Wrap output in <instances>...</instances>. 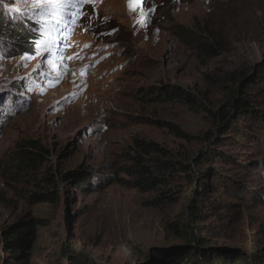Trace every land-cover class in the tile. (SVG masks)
Instances as JSON below:
<instances>
[{"label":"rangeland","instance_id":"obj_1","mask_svg":"<svg viewBox=\"0 0 264 264\" xmlns=\"http://www.w3.org/2000/svg\"><path fill=\"white\" fill-rule=\"evenodd\" d=\"M42 6L0 4V264H141L151 247L186 245L168 226L184 220L209 245L244 251L241 264H264V0H133L131 11L94 0L50 58L13 35L28 24V43L40 40ZM239 89L255 111L219 131L216 113ZM136 139L186 169L168 187H137ZM30 142L46 149L37 165ZM167 188L176 201L156 206ZM32 216L42 223L23 255L9 230ZM172 252L147 264H174Z\"/></svg>","mask_w":264,"mask_h":264},{"label":"trees","instance_id":"obj_2","mask_svg":"<svg viewBox=\"0 0 264 264\" xmlns=\"http://www.w3.org/2000/svg\"><path fill=\"white\" fill-rule=\"evenodd\" d=\"M18 40L16 43L18 46L27 51L28 47L31 46L30 40H36L37 35L32 34V26L20 25L17 27L16 32L13 34ZM216 43L206 44L200 43V49L207 54L215 53ZM232 80L238 81L242 79L235 74L231 75ZM237 78V79H236ZM239 79V80H240ZM244 84V82H243ZM178 90V97L181 101L187 102L191 107L196 106L197 102L194 97L188 93H184V90L180 87H176ZM237 90L235 94L230 98L228 103L223 104L219 107L217 115L218 129L219 131H224L226 127L234 122H237L242 116L248 114L251 111H255L250 103L247 101L243 92ZM210 111V110H209ZM172 129L183 137L188 138L189 135L185 134L178 126L171 125ZM206 141H211L212 137L206 133ZM136 146L139 148V154L133 157V164L131 165L132 174L136 175L134 179L135 185L143 190H158L160 186L168 187L169 177L175 176L178 170L186 169L185 164L178 166L177 160H171L166 158H158L156 160L150 159V155L157 153L158 155L163 154L167 156L164 149L160 147L158 143L144 140L136 139ZM34 144V142H30ZM38 151L31 152L33 155H26L25 159L32 161V164L37 165L41 163L42 151L46 149L43 146H37L36 143L33 145ZM71 175L72 177H77V173L69 172L65 176ZM157 197L154 199L153 203L156 206H167L176 201L175 191L173 188H167L163 191H158ZM39 202H47L55 199L54 195H49V193H39L37 194ZM42 223L40 218L32 216L27 220H20L12 225L9 230L10 237L7 239L8 246L14 251H21L25 255V251L30 247L32 242L36 239L38 226ZM192 223L190 221H176L168 224L169 228L174 231V233L185 239L186 245L182 246L181 249L170 253V255L175 256L173 262L174 264H203L202 259L207 260L211 264H241L242 261L248 259L244 254V251H229V250H219L213 245H209L205 238H199L191 228ZM169 254V253H165ZM164 255V254H163ZM170 255H167L168 257ZM219 255L221 260L217 262L215 256ZM257 258H254L256 260ZM254 264V262L252 263Z\"/></svg>","mask_w":264,"mask_h":264},{"label":"snow or ice","instance_id":"obj_3","mask_svg":"<svg viewBox=\"0 0 264 264\" xmlns=\"http://www.w3.org/2000/svg\"><path fill=\"white\" fill-rule=\"evenodd\" d=\"M33 2L44 6L34 9V15L37 18V23L40 25L41 39L33 41L31 48L36 53H40L43 48L50 58L53 49L57 53L59 52L60 45L58 38L65 31L72 30L70 26L76 25L83 15L81 11L82 6L86 3H93L94 0H33ZM132 2L133 0H129L130 11L132 10ZM138 2L146 3L147 0H138ZM0 4H3V0H0ZM16 11H19V9H16ZM151 11L154 12L155 8ZM57 60H60L59 54L57 55ZM56 79L58 80L59 77Z\"/></svg>","mask_w":264,"mask_h":264},{"label":"water","instance_id":"obj_4","mask_svg":"<svg viewBox=\"0 0 264 264\" xmlns=\"http://www.w3.org/2000/svg\"><path fill=\"white\" fill-rule=\"evenodd\" d=\"M219 247H220L218 248L219 250H229V251H231V249L235 250V248H231V247H224V246H219ZM181 248L182 246H172V247H163V248L151 247L148 251L147 260L141 264H147L156 254L163 252L177 251Z\"/></svg>","mask_w":264,"mask_h":264}]
</instances>
